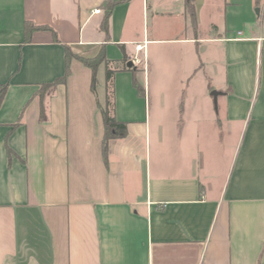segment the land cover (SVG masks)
<instances>
[{"label":"crops","instance_id":"1","mask_svg":"<svg viewBox=\"0 0 264 264\" xmlns=\"http://www.w3.org/2000/svg\"><path fill=\"white\" fill-rule=\"evenodd\" d=\"M194 9L195 24L184 0H0V264H264V0ZM27 21L58 41H25ZM144 40L140 95L126 63ZM209 44L223 85L201 61ZM65 46H103L112 85L102 63L94 93L72 58L42 88L41 119ZM107 85L127 134L105 162Z\"/></svg>","mask_w":264,"mask_h":264},{"label":"trees","instance_id":"2","mask_svg":"<svg viewBox=\"0 0 264 264\" xmlns=\"http://www.w3.org/2000/svg\"><path fill=\"white\" fill-rule=\"evenodd\" d=\"M185 3V8L187 13H189L191 20L193 24H195V9H194V0H184ZM113 5V2H109L106 5V15H105V20L103 22V28L106 30L107 29V19L108 15L111 9V6ZM25 36L24 40L28 41L30 38V35L32 34L33 31L35 30H50L53 34V37L56 41H58L57 34L55 31L49 27L48 25H39L35 24L32 21H27L25 22ZM75 58L82 62L85 66L89 67L91 69V90L95 93L96 92V87H97V71L99 66L102 63H105V81L107 84L112 85V78L115 73V69H111L107 66L108 59L106 58L105 55V50L104 47L102 46L100 51L95 55L94 57H84L81 55H78L70 50L68 46H65V62H66V68H65V73L62 77L56 79L52 83H48L45 85L41 86V89H39L38 94L41 98V104H40V118L43 119L44 117V104L42 102V88H45L48 86L49 88H54L58 83H65L67 76L69 74V66L68 63L70 59ZM124 62L126 63V59L124 57ZM124 68H127L126 65ZM131 68V67H130ZM133 68V67H132ZM133 70H137V67L133 68ZM133 86L135 87L136 91L140 95H144V89L140 85V83L137 81L136 77L133 76L132 80ZM110 85H107L109 87ZM111 87H109L110 89ZM6 90V84H0V105L2 103V100L4 98ZM109 96V97H108ZM99 110L101 112L102 116V121H103V139H102V153L103 157L106 162L107 158V151H108V143L109 140L115 139V138H123L127 134V122L123 120H118L113 112V90L110 89L109 94L106 97L104 105L98 104ZM15 126V124H14ZM10 154V151H9Z\"/></svg>","mask_w":264,"mask_h":264},{"label":"rangeland","instance_id":"3","mask_svg":"<svg viewBox=\"0 0 264 264\" xmlns=\"http://www.w3.org/2000/svg\"><path fill=\"white\" fill-rule=\"evenodd\" d=\"M200 52H201V61L203 62V59H208L207 64H205V68L208 72V81L209 84H221L223 85L224 83V61H223V48L221 46H216V45H208L206 46V56H205V50H204V46L200 47ZM204 63V62H203ZM123 67V66H122ZM141 64L139 65V71L136 72L135 70L131 69L128 70L129 73L126 74L127 76L132 75L135 76L138 80H140L142 82V74L139 73L142 70ZM100 70H99V74H98V86L99 89H101V85L100 82L102 81L103 76L100 75ZM107 94H109V87L106 88ZM215 91V90H212ZM211 91V93H212ZM109 97V96H108ZM103 100V99H102ZM211 135H215L214 132L212 131H208ZM245 133V131L243 132V134Z\"/></svg>","mask_w":264,"mask_h":264},{"label":"built area","instance_id":"4","mask_svg":"<svg viewBox=\"0 0 264 264\" xmlns=\"http://www.w3.org/2000/svg\"><path fill=\"white\" fill-rule=\"evenodd\" d=\"M100 9H95V12L96 13H99ZM238 33L240 34L241 31H238ZM146 44H147V41H143V42H138V43H135L134 45V49H135V52L129 56V60L132 61L133 65H144V69H146V62H147V59H146V53H145V49H146ZM140 52H142V55L140 54Z\"/></svg>","mask_w":264,"mask_h":264},{"label":"water","instance_id":"5","mask_svg":"<svg viewBox=\"0 0 264 264\" xmlns=\"http://www.w3.org/2000/svg\"><path fill=\"white\" fill-rule=\"evenodd\" d=\"M127 64V67H134L133 63L131 60H128V62L126 63ZM213 95V99L214 101L216 102V97H217V91H212L211 93Z\"/></svg>","mask_w":264,"mask_h":264}]
</instances>
